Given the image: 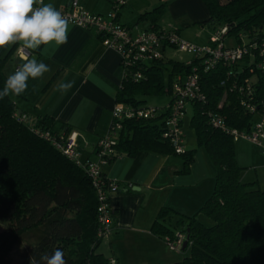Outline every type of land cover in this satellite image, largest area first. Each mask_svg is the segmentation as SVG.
<instances>
[{"label": "trees", "instance_id": "obj_1", "mask_svg": "<svg viewBox=\"0 0 264 264\" xmlns=\"http://www.w3.org/2000/svg\"><path fill=\"white\" fill-rule=\"evenodd\" d=\"M201 1L208 17L198 24L210 31L207 43L217 35L226 47L248 49L240 61L210 64L204 54L186 62L167 56L165 51L170 47H166L163 56L151 61L138 80L131 77L130 69H126L125 76L121 66L123 76L115 102L146 108V97L171 96L178 77L198 73L203 97L189 103L190 126L197 145L205 148L216 170L214 190L199 209L214 224L203 225L197 220L198 213L190 216L162 207L152 223L153 233L164 240L174 238L177 232L184 233L186 246L177 252L187 255L173 262L147 264H264V189L241 179L243 167L235 155L236 140L211 123L213 116H220L228 129L249 132L264 107V57L259 56L264 40V0ZM116 3L111 0L110 13L116 12V20L122 24L119 10L125 2ZM164 8L161 5L140 14L139 20L148 18V29L173 30L180 36V29L158 25ZM230 38L233 44L226 43ZM16 48L17 44L0 48V90L7 79L5 63ZM247 83L251 85L249 97L240 89ZM243 100L254 104L255 112L245 108ZM165 105L153 107L157 111L153 118L122 122L109 163L122 154L137 156L154 151L179 156L183 162L180 173L189 172L195 149L176 152L164 137ZM55 124L52 117L45 115L31 125L25 114L17 111L10 95L0 99V224H6L0 230V264H16L8 261L6 251L18 240L26 244L27 259L20 264H30V257L39 262L41 253L51 254L57 248L64 252L66 264H118L97 250L101 241L98 203L84 166L69 160L40 135L42 130L54 135L69 134L65 125L55 128ZM94 159L95 155L83 161Z\"/></svg>", "mask_w": 264, "mask_h": 264}, {"label": "crops", "instance_id": "obj_2", "mask_svg": "<svg viewBox=\"0 0 264 264\" xmlns=\"http://www.w3.org/2000/svg\"><path fill=\"white\" fill-rule=\"evenodd\" d=\"M69 1L44 0V3H51L57 10H62L68 7ZM79 2L82 9L103 15L109 14L112 9L111 0ZM161 5L165 8L159 16L158 25L180 29V36L183 28L208 17V10L201 0H125L119 10V21L128 26L136 24L139 29H148L150 20H139V15ZM69 25L66 44L59 47L54 44L42 45L37 50H28L29 59L43 61L51 70L41 78H29L25 92L11 98L17 111L25 114L29 124L33 125L49 115L56 121L55 128L65 125L70 134H76L82 160L93 159L95 143L109 129L123 72L120 56L107 45L106 36H100L93 29ZM202 28L203 32H207L205 27ZM186 40L197 45L207 43ZM21 43H16L17 48L5 63L7 77L26 62L20 53L23 49ZM170 51L174 52L173 49ZM165 52L171 56L167 50ZM61 82H71L72 87L62 89L59 87ZM170 97L168 95L167 103ZM186 139L185 134L184 148L191 149L187 147ZM240 141L243 147L236 146L235 155L243 170L247 169L242 172L241 179L264 189V152L247 140ZM182 164V159L177 155L149 151L137 156L122 154L102 166L103 173L119 183V190L110 196L113 223L111 232L105 237L109 249H114L113 243L116 241L130 239L141 251V262H173L183 257L182 253L169 250L165 240L153 233L152 223L162 207L187 215L193 213L194 207H200L210 195V180L214 174L211 159L201 149L195 151L189 172L180 173ZM252 170L254 174L250 173ZM114 259L118 263V259Z\"/></svg>", "mask_w": 264, "mask_h": 264}, {"label": "built area", "instance_id": "obj_3", "mask_svg": "<svg viewBox=\"0 0 264 264\" xmlns=\"http://www.w3.org/2000/svg\"><path fill=\"white\" fill-rule=\"evenodd\" d=\"M79 1L70 0L68 7L59 11L68 18L69 23L103 33L107 37V45L119 54L120 66L125 70L124 75L128 74L126 69H130L132 71L130 73L131 77L134 80L144 76L146 66L151 61L161 58L166 47H170L175 51L190 53L191 57L207 54L210 64H216L220 61L225 65L235 64L249 53L248 49L244 47H226L222 42H219L220 37L217 35L210 37V43L196 45L184 40L173 30H146L139 29L137 26L123 25L116 20V12H111L107 16L93 14L82 9ZM116 1V5L125 2V0ZM224 32L225 29L221 31V33ZM20 53L24 58L29 56L28 50L21 49ZM259 56L264 57V40H262L260 46ZM206 62L208 61L206 60ZM250 86L247 83L246 88H240L247 97L251 95ZM234 87L235 85H233ZM202 97L199 75L195 71L183 78L178 77L173 84L171 100L164 107V137L169 139L176 152H182L185 147L182 120L187 105L192 100L201 99ZM242 104L248 110L255 112L254 104H250L249 101L245 100L242 101ZM156 112L153 107H136L122 102H115L109 129L95 143V159L86 162L81 159V151L78 149L75 133L54 135L48 130L40 132L44 139L49 140L69 160L84 166L97 198L98 236L101 239L108 236L112 230L113 210L110 205V196L119 190L117 181L103 175L102 166L108 164L113 157L114 145L123 126L122 122L131 118H153ZM211 123L215 127L228 131L235 140H247L264 152V107H262L261 113L257 115L253 128L249 132L228 129L220 116H213ZM186 240L184 233L177 232L174 238H168L165 242L171 250L176 251L180 250ZM111 262L113 263L114 260L112 259Z\"/></svg>", "mask_w": 264, "mask_h": 264}, {"label": "clouds", "instance_id": "obj_4", "mask_svg": "<svg viewBox=\"0 0 264 264\" xmlns=\"http://www.w3.org/2000/svg\"><path fill=\"white\" fill-rule=\"evenodd\" d=\"M68 18L44 0H0V48L22 42L25 50H37L42 45H64L68 41ZM24 63L6 79L0 90V99L21 95L28 87L29 78L36 79L49 72L50 66L35 58L25 57ZM59 87L69 89L72 83L61 82ZM30 264H66L64 252L57 248L51 254L41 253L40 261L30 257Z\"/></svg>", "mask_w": 264, "mask_h": 264}, {"label": "rangeland", "instance_id": "obj_5", "mask_svg": "<svg viewBox=\"0 0 264 264\" xmlns=\"http://www.w3.org/2000/svg\"><path fill=\"white\" fill-rule=\"evenodd\" d=\"M205 29L207 30L203 32V28L199 25V24H195V25H191L188 28L185 27L181 30V36L184 40L188 39V40H195L193 42H197L198 44H204L207 42L208 40V34H210V31L207 27H205ZM208 33V34H207ZM227 44H233L234 40L233 39H228ZM169 48V47H168ZM167 53L168 55H171L170 57H173L175 59L178 60H185L186 58H190L191 54L190 53H185V52H179V51H175L172 52L170 51V48L167 49ZM28 58V57H27ZM25 59V58H24ZM11 64V61L8 65ZM8 69V67H7ZM8 72V71H7ZM8 75V73H7ZM13 97L15 95L10 94V97ZM12 99V98H11ZM168 100V95H161V96H148L146 97V105L148 107H155V106H159L162 107L163 105H165L167 103ZM192 116V111H191V107L188 104L186 111L184 113V118H183V124H184V132L187 135V147L191 148V149H195L196 150H202L205 151L207 153V151L205 150V148L198 146L197 145V140H196V136H195V131L194 129H192V127L190 126V119ZM19 134V132H17V135ZM242 139L236 140L235 141V147L236 146H241L243 147V142L240 141ZM190 141V144H188V142ZM200 148V149H199ZM41 155L38 154V157H40ZM208 153H207V157H208ZM210 158V157H209ZM238 160V159H237ZM211 165H212V175L213 178L210 180V190L211 193L214 190V185H215V167L211 161ZM244 172L247 171V169L243 170ZM250 173H255L254 170H252V172ZM210 193V194H211ZM200 207H197V205L194 207V212L190 213V216H193L194 214L198 213L197 216V220L200 221L203 225L210 227L214 224L213 220L211 218H209L207 215H205L202 212H199ZM179 212V211H178ZM183 214V212H180ZM175 218H177L175 216ZM175 218H173L172 222H174ZM171 222V223H172ZM6 224H0V230H3ZM107 237V236H105ZM103 238L101 245L98 247V251L103 253L106 257H112L114 256V258L118 259V264H147L145 262H141L139 260H141L142 256L140 249L136 248L132 241L129 240H124L123 242L119 241V242H115L114 244V249H109V245L107 242V238ZM169 250H171L168 247ZM173 252H177V250H171ZM113 252H116L115 255H113ZM182 252H180L181 254ZM182 255H184V253H182ZM187 255V253L185 254ZM184 255V256H185ZM6 257L8 259L9 262L11 263H16V264H20L21 262H23L24 260H26V244L24 243V241L22 240H18L14 245L10 246L8 248V250L6 251Z\"/></svg>", "mask_w": 264, "mask_h": 264}, {"label": "water", "instance_id": "obj_6", "mask_svg": "<svg viewBox=\"0 0 264 264\" xmlns=\"http://www.w3.org/2000/svg\"><path fill=\"white\" fill-rule=\"evenodd\" d=\"M186 246V241L183 243V248Z\"/></svg>", "mask_w": 264, "mask_h": 264}, {"label": "bare ground", "instance_id": "obj_7", "mask_svg": "<svg viewBox=\"0 0 264 264\" xmlns=\"http://www.w3.org/2000/svg\"><path fill=\"white\" fill-rule=\"evenodd\" d=\"M23 56V55H22Z\"/></svg>", "mask_w": 264, "mask_h": 264}]
</instances>
